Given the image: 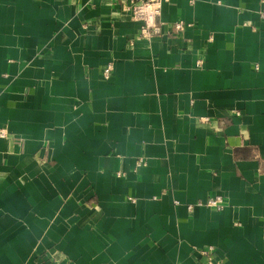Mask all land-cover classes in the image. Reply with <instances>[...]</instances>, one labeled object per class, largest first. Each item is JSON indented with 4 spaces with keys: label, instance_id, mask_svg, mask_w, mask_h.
I'll return each mask as SVG.
<instances>
[{
    "label": "crops",
    "instance_id": "1",
    "mask_svg": "<svg viewBox=\"0 0 264 264\" xmlns=\"http://www.w3.org/2000/svg\"><path fill=\"white\" fill-rule=\"evenodd\" d=\"M261 12L0 0V264H264Z\"/></svg>",
    "mask_w": 264,
    "mask_h": 264
},
{
    "label": "built area",
    "instance_id": "2",
    "mask_svg": "<svg viewBox=\"0 0 264 264\" xmlns=\"http://www.w3.org/2000/svg\"><path fill=\"white\" fill-rule=\"evenodd\" d=\"M110 2L117 1L120 5V9L123 14L128 15L131 19L140 21L139 37L138 39L148 40L154 35L160 33V24L155 21V17L160 12V5L167 0H108ZM261 16L264 12L260 13ZM184 27L183 21H177L174 23L173 28L175 31L181 30ZM111 66L108 65L103 69L105 77L108 76ZM0 136H4V130L0 129ZM206 206L214 209L221 210L224 207V197L220 194H216L209 197L204 202ZM198 204H203L198 202ZM190 208V206H188ZM203 257H206L211 264H221L220 261L215 259L213 246H208L199 250Z\"/></svg>",
    "mask_w": 264,
    "mask_h": 264
}]
</instances>
